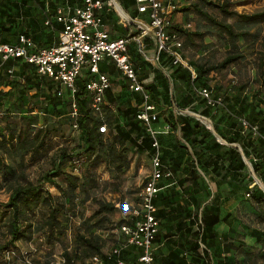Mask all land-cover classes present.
I'll return each mask as SVG.
<instances>
[{"label": "trees", "instance_id": "obj_1", "mask_svg": "<svg viewBox=\"0 0 264 264\" xmlns=\"http://www.w3.org/2000/svg\"><path fill=\"white\" fill-rule=\"evenodd\" d=\"M75 1L59 0V3L57 2L59 5L56 4L55 6L49 2L47 3L46 0L7 1L8 3L4 4L8 7L6 8L4 5V12H0V44L14 45L18 42L20 35H25L34 40L38 47H49V45L58 41L59 31L63 27L56 19L58 10L67 6L77 7L83 2L82 0L76 4ZM119 1L133 19L142 16L138 12V8L133 9L137 7L136 0H129L127 4L126 0ZM172 1L177 4L178 8L170 15V24L166 30L169 34L181 38L182 47L179 52L182 53L184 60L191 69L194 70L195 78H193V72L190 69L182 65H173L171 57L164 53L159 65L155 66L154 69L157 84L150 85L149 83L147 85L145 83L144 85L150 95V102L155 105L158 112L156 123L163 120L165 124L170 126L167 133H161L157 137L162 163L166 169L173 172V176L161 180L159 183L161 191L154 199L158 208L156 216L160 221V229L156 240L158 248L155 250L156 264H158L157 257L160 247L163 245L168 246L173 239L171 233L162 234L161 228L164 220L176 222L173 226L179 233L186 234V231H188L196 240L194 244L190 245L189 252L184 255L177 251H170L164 264H214L213 248L224 245L226 249H229V246L234 245L229 244L227 236L220 237L216 233L215 226L220 221V207L217 201L221 193L218 190L217 193L212 194L211 182L219 186H227L222 192H227L233 196L234 194L238 196L239 193L243 192L245 199L264 205V192L258 188L259 186L255 182L253 174L249 172L250 169L244 162L241 151L234 146H230L235 143L241 147L247 160L254 167L255 174L264 182V110L258 112L252 110L246 116L245 107L254 106L253 102L246 106V101L240 99L237 96L239 93H236V95H232L233 104L231 106L229 101H226L216 88H212L203 81L204 77L214 72L226 70L231 64L245 60L246 57L243 53L231 52L222 61L214 64L206 61L203 64L193 65L186 56L185 47L188 44L194 46L196 37L214 36L218 37L221 42H228L234 49H238L237 44L240 39L246 41L253 37L260 40L262 50L260 67L263 69L264 36L261 38L260 29L264 26V11L242 14L233 9L234 4L230 0H222L221 2L194 0L190 6L181 10L180 3L177 0ZM212 7L219 11L220 18L210 13L209 8ZM132 9L134 12H132ZM180 11L189 17L194 14L201 16L209 23L208 28L206 27L207 30L201 31L197 28L196 32L192 33L188 30V25L175 23L173 15ZM108 12L107 15L103 13V17L105 18L104 21L107 20L110 25H113L114 35H112V38L126 37L128 29L119 26L120 18L118 14L113 11ZM231 18H234L235 21L229 22ZM48 19L54 25V28L47 25L46 21ZM256 28L258 30L252 32ZM146 41L147 51L150 52L154 47V43L150 37H147ZM133 44L137 45L135 41H131L129 51ZM136 53L142 57L137 48ZM132 61L136 65L135 60L132 59ZM0 67V94L4 96V101H11L7 104L4 103L5 105L3 104L5 119L13 116L15 111L21 108L19 112L21 119L29 123L26 132H17L8 126L0 136V173L6 184L11 185L9 188L11 195L5 205L6 210L4 212L0 210V221L4 219L7 223L11 243L21 240L31 241L32 237L38 232L51 231L53 233L58 226L60 227V217L67 205L54 193L47 191L40 183H20L23 176L22 172H19L17 164L12 161L6 162L4 155L7 154L10 159H24L26 155L33 151L36 142L42 137L41 134L45 132L46 135L51 129L50 125H52L48 120H46L47 123L43 124H46L45 126L41 125L39 116H45L44 113H49V111L53 113L51 116H57L60 111L64 110L58 109L59 105L56 104V101L63 103L61 104L62 108L68 106L67 115L75 125V121L71 116L73 97L68 89H64L63 96L59 97L57 93L62 90V86L53 79L37 73L34 65L21 58L10 60L4 64H2V58H0ZM135 68L137 70L136 66ZM9 69L14 70L13 75L8 73ZM100 71L108 73L111 77V88L104 98L102 116L92 108L91 96H89L86 88V82L91 78L90 72L83 69V74L77 81L78 92L75 94L74 100L78 107L76 121L81 132L80 138L82 141L78 149L82 150L90 159L95 158V164L105 159L109 170L114 174H118L130 166V160L124 148L125 145L135 141L137 151L147 154L151 163V158L156 153L153 147L154 139L148 132L146 125L137 118V114L144 105L142 94L134 90L131 91L127 81L121 80L119 81L122 87L121 94L114 97L113 86L117 81L114 79L115 66L109 59H105L100 64ZM160 71L162 74H160ZM165 74L168 75V80L165 78ZM31 78L35 80L33 86L28 83ZM178 81L185 86L180 91L175 86ZM157 87H162L163 92H156ZM171 87L174 88L173 93L170 91ZM43 88H46L48 93H43ZM201 89H208L214 98L220 97L224 101V106H215V108L210 106L199 94ZM34 90L36 92L33 93ZM182 92L184 94L179 99L178 95H181ZM41 98L46 99L44 101L46 108L43 109V114L26 101ZM133 99L135 105L130 103ZM156 100L166 102L168 109L160 111L159 103H156ZM196 106H200V108ZM184 111H190L209 118L213 123L215 133L219 134L227 144L220 142L217 136L200 119L182 113ZM222 112L223 115H221ZM44 119L47 118L42 117V121ZM218 120L228 127L226 133L218 127ZM243 121H246L250 126L246 128ZM103 124L107 125L108 132L100 134L99 128ZM254 127L257 128V132L254 131ZM107 134H112L116 142L105 139L103 136ZM43 141L44 139H42ZM71 159L73 157H70ZM181 169L183 170V177L179 174ZM246 172L249 173L247 178L245 177ZM56 175L59 176L61 173ZM66 180L68 189L65 191V197L74 199L77 190L82 189L80 179L73 174H69L66 175ZM198 182H202L201 185H198ZM13 183L14 185H12ZM252 184H254L255 189H250ZM239 187L241 189L245 187L246 190L240 191ZM141 192L142 190L139 191L135 200L138 204L140 203ZM240 199L245 200L243 197H240ZM42 207L47 210L48 214L35 222L33 219L36 212ZM115 208V204H101L102 212H112ZM105 219L107 220L106 217ZM124 219V222L117 227L118 233L122 235L121 238L117 241V244L112 245L107 251L103 248L99 237H81L85 257L87 258H84V264H93L92 259L95 256L102 260V264L109 263V254L112 253V249L125 242V235L120 232V227L123 224H132L133 222L131 216L127 213ZM252 232L259 239V231L253 230ZM200 241L208 249L203 254L199 250ZM10 246L11 244L7 243L0 246V259L4 253L13 250L9 249ZM139 253L140 251L129 247L123 251L122 257L126 260V264H134L137 262ZM22 255L24 257L23 264H26V255ZM246 256H248L247 253H245V258ZM80 257L81 255L76 251L75 253H66L65 263L63 264H78L77 259ZM48 264H52V262L50 261ZM217 264H219L218 261Z\"/></svg>", "mask_w": 264, "mask_h": 264}, {"label": "rangeland", "instance_id": "obj_2", "mask_svg": "<svg viewBox=\"0 0 264 264\" xmlns=\"http://www.w3.org/2000/svg\"><path fill=\"white\" fill-rule=\"evenodd\" d=\"M1 1L0 12H4L3 7L4 5L6 6L4 3L9 0ZM215 1L221 2L222 0ZM230 2L234 4L233 9L242 14H253L264 11V0H230ZM209 10L212 15L218 18L221 17L219 11L215 8L212 7ZM185 17V24L190 25L187 27L190 32H196L197 28L201 31L207 30L209 23L202 19L201 16L194 14L192 17ZM234 21V18L229 19V22ZM263 27L260 29L261 38L264 36ZM135 28L138 29L136 26ZM257 30V28L253 29L252 32H256ZM194 44V46H189L188 44L185 47L186 56L193 65L198 63L203 64L206 61L214 64L222 61L231 52L243 53L246 57L245 60L231 64L226 70L214 72L204 77L203 81L212 88H216L225 100L229 101L231 106L233 104L232 95H236V93H239L237 96L240 99L246 101V106L253 102L254 106L250 107L249 105L245 107L246 116L252 110L256 112L264 110V65L263 69H261L262 50L260 40H256L253 37L246 41L240 39L237 44L238 49H234L228 42H221L218 37L214 36L196 37ZM160 74H162L161 71ZM33 78L28 81L32 86L35 84ZM165 78L169 79L167 74H165ZM32 92L34 93L36 90ZM43 93H48V90L43 88ZM4 99V96L0 94V136L6 131V127L8 126L17 132H26L29 123L21 119L19 114L21 108H18L13 116L5 119L3 104L10 103L11 101H4ZM45 100L41 98L26 101L30 105L35 106L43 114V109L46 108ZM12 102L15 103L14 101ZM56 104L59 105V110L64 109L60 111L59 115L51 116L53 113L49 111V113H44L45 116H39L41 125L47 123L46 120L50 124L52 123V125H50L51 129H49L46 135L45 132L41 134L42 137L36 142L33 151L26 155L24 159H10V156L7 154L4 156L6 162L12 161L17 164L19 172H22L23 176L20 183L26 184L27 182H32L34 184H42L47 191L54 193L56 197L62 199L67 208L60 217V227L58 226L53 233L51 231L38 232V234L32 237L31 241L21 240L11 243L7 223L4 219L0 221V246L5 245V243L11 244L9 249H13L12 251L14 252L11 258H9L7 253H4L0 259V264H10V262L11 264H23L24 257L22 254L25 251L30 254L29 258L32 264H48L50 261L52 263L60 262L61 259L65 258L66 253H75V251L81 255L77 259L78 264H84L86 255L81 237L97 236L100 238L105 251L109 250L112 245L117 244V241L122 236L118 233L117 227L125 220V206L136 207L138 204V202H135L136 197L151 175L150 157L145 153L137 151L135 141L130 144L127 143L124 147L130 160V166L122 173L114 174L109 170L105 159L95 164V158L90 159L82 150L78 149L82 144L80 138L81 132L79 127H76L73 121H70L67 115L68 106L62 108L61 104L63 103L57 101ZM196 107L200 108V106ZM223 114L222 112L221 115ZM42 117H46L47 119L42 121ZM218 125L224 133L228 131V127L219 120ZM154 126L156 127L157 124L155 123ZM103 137L107 140L111 139V142H116L112 134H107ZM42 139H44L43 142ZM70 157H73V159L70 160ZM249 172L252 173L251 170ZM58 173H61V175L57 176L56 174ZM69 174L78 177L82 187V189L77 190L74 199L65 197V191L68 189L66 175ZM179 174L183 177L182 169L179 171ZM248 175L249 173L246 172L245 177L247 178ZM255 182L258 184V188L264 192V188L262 187L264 186V182L260 179L259 182ZM201 183L198 182V185H201ZM10 186L6 184L4 177L0 173V210L2 212L6 210L5 205L10 199ZM250 189H255L254 184L250 186ZM243 190H246V188H240V191ZM240 197L245 199V194L243 192L239 193L238 198ZM245 201L246 205L244 207L249 212L244 214V221L241 223L242 229L239 230L241 234L236 237L232 236V234L228 235L229 244L234 245H228L229 249L223 248L220 245L213 248L214 264H217V261L219 264H264V213H259L256 210L253 211L251 206H249L250 200L245 199ZM103 203L115 204L116 208L112 212H102L101 204ZM194 210L197 211L196 208ZM46 214L48 212L45 208H39L33 220L35 222L41 220L42 216L44 217ZM163 222L161 228L162 234L171 233L173 239L168 246L163 245L158 250V264L166 262V257L170 251H177L182 255L186 254L189 252L190 245L196 241L195 237L193 238V235L188 231H186V234L179 233L174 228L176 222H168L166 220ZM253 230L259 231L260 236L256 244L248 246L244 240L249 235V231L252 232ZM234 239L236 242H234ZM245 253L248 255L246 258Z\"/></svg>", "mask_w": 264, "mask_h": 264}, {"label": "built area", "instance_id": "obj_3", "mask_svg": "<svg viewBox=\"0 0 264 264\" xmlns=\"http://www.w3.org/2000/svg\"><path fill=\"white\" fill-rule=\"evenodd\" d=\"M136 4L138 12L147 19H134L139 26V37L128 34L126 37L113 39L110 32L105 28L103 22L105 10L116 12L124 26L132 25L131 21L128 20L129 15L126 11L127 16H123L122 13L124 12L118 5V0H83L80 6H67L58 10L56 19L63 27L59 31L58 41L49 47H38L34 40L25 35H20L18 42L14 45L0 44L2 64L21 58L34 65L37 73L53 79L62 86V90L57 93L59 97L63 96L64 89L70 90L73 97L71 116L76 127H78L76 121L78 107L74 97L78 92L76 85L83 74V69H87L91 74V78L86 82V88L89 96H91L92 108L101 116L105 95L111 88L110 75L100 71V64L105 59H109L122 73V77L129 84L131 91L134 90L143 96L144 105L137 114V118L146 125L148 132L154 139L153 147L156 153L151 158L152 172L140 194V203L136 207L125 206L126 213L131 216L133 222L132 224H123L120 227V232L125 235V242L112 249V253L109 254L110 261L107 264H126L122 254L129 247L140 251L137 262L134 264H156L155 250L158 248L156 240L160 221L156 216L158 208L154 199L161 191L159 185L161 180L173 176V172L166 169L162 163L157 139L159 134L167 133L170 126L165 124L162 130H158L154 126L158 121V112L155 105L150 102V95L144 86L145 82L140 79L132 61L129 51L131 41L137 43L138 53L147 62L150 61L158 66L162 55L166 53L171 57L173 65H182L190 69L193 72V78H195L194 70L179 52L182 47L181 38L169 34L166 30L170 24V15L178 8L177 4L172 0H136ZM46 23L54 28L49 19ZM147 37H150L154 43L150 52L147 51L145 42ZM13 71V69H9L8 73L13 75ZM199 94L214 108L215 106H224V101L220 97H212L208 89H201ZM203 118L205 119H201V121L208 129H211V120L206 117ZM243 124L246 128L250 126L246 121H243ZM254 131L257 132V128L254 127ZM99 132L100 134L107 133V125H101ZM199 250L202 254L208 250L201 241L199 242ZM23 254L26 255V264H32L29 258L30 254L27 251ZM7 255L11 258L14 252L7 251ZM92 262L93 264H102V260L98 256H95ZM63 263H65L64 258L60 262L52 264Z\"/></svg>", "mask_w": 264, "mask_h": 264}, {"label": "crops", "instance_id": "obj_4", "mask_svg": "<svg viewBox=\"0 0 264 264\" xmlns=\"http://www.w3.org/2000/svg\"><path fill=\"white\" fill-rule=\"evenodd\" d=\"M81 1L82 0H76L75 3L77 4ZM193 1L194 0H177V2L180 3L181 10L185 7L190 6L192 4L191 2H193ZM46 2L47 3L49 2L50 4L55 6L56 4L59 3V0H46ZM118 2L120 3L119 0H118ZM128 2H129V0H126V4ZM120 5H121V3H120ZM122 7H123V5H122ZM136 8L137 7L133 8V9L135 10ZM123 9H124V7H123ZM133 9H132V12H134ZM103 13L105 15L109 14L108 11H104ZM184 15L185 14L182 11L174 14L173 15L174 22L179 24V25L180 24L181 25L184 24V26L187 25V24H185L186 17ZM129 17H131V15H129ZM104 19L105 18L103 17L104 26L108 31L110 30L109 32H110L111 37H112V35H114L113 25H110L107 22V20L104 21ZM137 19L147 20L146 17H144V16H138ZM118 23L120 24L119 26L124 27L125 29H128V34L134 33L133 36H136V37L140 36V30H139V26L137 24H133L131 26L126 27V26H124L122 21H120ZM135 26L138 27V29L135 28ZM188 26H190V25H188ZM145 42L147 43L146 39H145ZM131 48H130V54L132 56V59L135 60V64H136L135 66L137 67L139 77L147 85H149V83H150V85L151 84L156 85L157 84V82H156L157 78H156V71L154 70L155 65L153 63H151L150 61L145 62L142 59V57H140L136 53V48H137L136 44H133ZM136 61H141V62H136ZM171 71H173V70H171ZM114 79L117 80L115 85L113 86L114 87L113 95H114V97H116V96L121 94V90H122V87H121V84L119 81L124 80L122 77V73L116 67H115ZM175 86L177 87L178 91H180L181 88H185V86L183 84H181L179 81H178V83H176ZM170 91L173 93L174 88L171 87ZM156 92H163V88L157 87ZM182 94H184V93L182 92L181 95H178V93H177L179 99L181 98ZM130 103H132V105L136 104L134 102V99ZM156 103H159L158 106H159L160 111H166L168 109V104L166 102L156 100ZM156 124H157L156 128L158 130H162L165 127V123L163 120L161 122L156 123ZM226 187L227 186H225V185L219 186L218 184H216L214 182H211V184H210V189L212 190V194L217 193L218 190H219V193H221L220 198H218V201H217V202H219L218 205L220 207V213H219L220 221H219V224H217L215 226V230H216V233H218V235L220 237H224V236L228 237V235H231V234H232V236L236 237V236H239L241 234V231H239L242 229L241 223L244 221V214L248 213L249 210L246 207H244L246 205V201L244 202V200H241L240 198H238L237 194H234V196H233L232 194L229 195L227 192H222V190L226 189ZM225 193H226V195H225ZM249 206H251L253 211L256 210V211H259V213H262V214L264 213V205H259L257 203H254V201L251 200L249 203ZM257 238H258L257 236L253 235L252 232L249 231V235L247 236V238L244 241L248 246H252V245L257 243V240H258ZM234 242H236L235 239H234ZM222 247H224V245H222Z\"/></svg>", "mask_w": 264, "mask_h": 264}, {"label": "water", "instance_id": "obj_5", "mask_svg": "<svg viewBox=\"0 0 264 264\" xmlns=\"http://www.w3.org/2000/svg\"><path fill=\"white\" fill-rule=\"evenodd\" d=\"M118 5H120L119 2H118ZM120 8H121V10L124 12L125 16H127V14H126L125 10L123 9L122 5H120ZM128 20L131 21V24H132V25H133V24H137V22L134 21V19H132L131 17L129 18V16H128ZM183 113L186 114V115L192 116V117H194V118H197L198 120H199V119H200V120H201V119H205V118H203V116H201V115H197V114L192 113V112H190V111H184ZM210 124H211V129H210V130L213 132V134H215V135L217 136L218 140H219L220 142L224 143V144H227L226 141H224L223 138H222L219 134L215 133L214 126H213V124H212L211 121H210ZM230 146H232V147L234 146V147L238 148V149L241 151L242 156H243V159H244V162H245L246 165L249 167V169L252 171L253 176H254V179H255L257 182H259V179H258L257 175L255 174L254 167H253V166L251 165V163H249V161L247 160V158H246V156H245V154H244V151L241 149V147H240L239 145L235 144V143H233V144L230 145ZM262 187L264 188V186H262Z\"/></svg>", "mask_w": 264, "mask_h": 264}, {"label": "bare ground", "instance_id": "obj_6", "mask_svg": "<svg viewBox=\"0 0 264 264\" xmlns=\"http://www.w3.org/2000/svg\"><path fill=\"white\" fill-rule=\"evenodd\" d=\"M123 14V16H125V14L124 13H122Z\"/></svg>", "mask_w": 264, "mask_h": 264}]
</instances>
